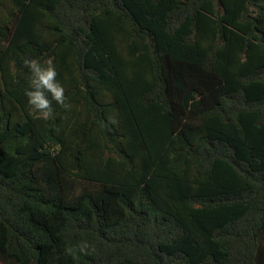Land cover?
Masks as SVG:
<instances>
[{
	"label": "trees",
	"instance_id": "1",
	"mask_svg": "<svg viewBox=\"0 0 264 264\" xmlns=\"http://www.w3.org/2000/svg\"><path fill=\"white\" fill-rule=\"evenodd\" d=\"M0 264H264V0H0Z\"/></svg>",
	"mask_w": 264,
	"mask_h": 264
},
{
	"label": "clouds",
	"instance_id": "2",
	"mask_svg": "<svg viewBox=\"0 0 264 264\" xmlns=\"http://www.w3.org/2000/svg\"><path fill=\"white\" fill-rule=\"evenodd\" d=\"M23 63L31 74L29 89L25 91V96L28 105L37 113L39 119L49 120L53 117L52 101L65 109L70 107L66 102L65 89L57 80L58 73L53 58L49 57L43 62L38 58H26ZM88 248L86 242L79 245V251L82 253L86 254Z\"/></svg>",
	"mask_w": 264,
	"mask_h": 264
}]
</instances>
